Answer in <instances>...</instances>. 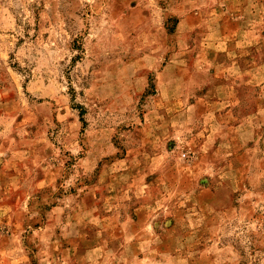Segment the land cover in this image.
<instances>
[{"label":"rangeland","instance_id":"1","mask_svg":"<svg viewBox=\"0 0 264 264\" xmlns=\"http://www.w3.org/2000/svg\"><path fill=\"white\" fill-rule=\"evenodd\" d=\"M264 0H0V264H264Z\"/></svg>","mask_w":264,"mask_h":264},{"label":"crops","instance_id":"2","mask_svg":"<svg viewBox=\"0 0 264 264\" xmlns=\"http://www.w3.org/2000/svg\"><path fill=\"white\" fill-rule=\"evenodd\" d=\"M264 38V37H263Z\"/></svg>","mask_w":264,"mask_h":264}]
</instances>
